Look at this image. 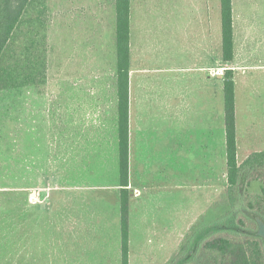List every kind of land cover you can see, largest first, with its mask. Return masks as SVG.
Segmentation results:
<instances>
[{"label": "rangeland", "instance_id": "rangeland-1", "mask_svg": "<svg viewBox=\"0 0 264 264\" xmlns=\"http://www.w3.org/2000/svg\"><path fill=\"white\" fill-rule=\"evenodd\" d=\"M143 1L134 0L137 16L142 13ZM191 1L201 7L184 8ZM205 1L212 6L210 41L203 36L208 10ZM177 2L180 10L171 8L166 16L161 13L165 4L155 8L160 9L159 14H146V29L165 30L170 26L148 22L178 13L181 28L200 30L201 35L192 30L193 39L181 30L180 53L173 60L171 56L161 60L155 32L149 31L152 36L142 38L143 56L139 60L141 67L150 69L162 63L178 66L179 88H184L181 92L186 94L185 89L195 87L194 113L201 116L196 120L200 131L196 130L194 137L195 161L203 171L209 104L203 100L204 81L198 76L191 80L192 69L181 67L193 64L205 53L204 46L211 44L210 192L206 186L205 197L193 193L188 182L194 176L192 169L180 171L183 186L176 189L172 178L177 177L170 168L172 152L178 150L181 165L188 158L193 160L192 151L187 147L186 152L184 144L189 132L182 121L179 130L174 120L163 121L160 128L152 116L163 112L162 107L153 101L144 103L142 109L148 114L143 122L145 158L141 168L147 176L140 199L131 201V264H220L206 249L207 242L219 237L241 241L248 238L250 226H256L249 211L237 216L230 199L222 76L225 68H235V64L251 66L234 69V80L235 70L239 71L237 157L244 164L251 154L264 151V0H233L237 56L225 67L221 0ZM193 17L198 21L191 20ZM3 64L16 71L19 81L16 87L0 90V264H123L122 226L117 223L111 190L120 178L116 0H33L14 32ZM25 76L28 80L22 81ZM151 90L150 98H154L156 85L151 84ZM170 105L168 100L165 106L169 110L164 112L171 113ZM64 113L68 114V133L74 142L69 144L71 157L62 163L63 171ZM200 176L203 179V174ZM241 182L248 188L244 204L253 201L264 212V164L252 173L244 170ZM145 209L147 217L142 212ZM229 218H242L245 226L233 233ZM153 226L157 233L152 232Z\"/></svg>", "mask_w": 264, "mask_h": 264}, {"label": "crops", "instance_id": "crops-1", "mask_svg": "<svg viewBox=\"0 0 264 264\" xmlns=\"http://www.w3.org/2000/svg\"><path fill=\"white\" fill-rule=\"evenodd\" d=\"M178 0H144L142 3V13H140L138 16L135 13L134 10V0H131V16H130V52H131V58H130V124H129V143H130V160H129V185L128 189L130 191V198H129V216H131V201L135 199V197H138L140 199L141 196V185L143 184L142 181L145 176L143 173V168H141L142 163L144 162L145 158V143H144V136L146 134L145 128H144V120L146 118L144 117L146 114H148L146 111L142 109V105L144 103H150L154 102L156 103V106H161V110L163 112H159L157 115H153L152 117L155 118L158 126L161 128L163 126V121L168 122L169 120H174L175 125L177 129L179 130L180 122H184V128H186L189 132V135H187V138L185 139L184 144L186 145V152L187 147L189 148V151H192V154L190 155L193 157V160H190L189 158L186 159V164L181 165V156L177 151L172 152V176H176L177 178H172L173 183L175 184L176 189L178 190L180 186H183V184L180 183V171L184 169H192V178L189 183L191 188L193 189L194 194H198L201 196L203 193V196L205 197L206 193V186L207 190L210 192V182H211V169H212V138H211V131H212V123H210L211 120V101H212V87H211V80H212V56H211V44L209 43V47L205 48V53L201 55L200 58H197L193 64L189 65L188 67H181L183 69L190 68L191 70V80L195 76H198L201 81H204V102L207 100V104H209V113L205 114V122L207 120L208 116V125H207V144H204V148L207 149V156L205 155V166L204 170L201 171L200 167L196 165L195 161V140L194 137L196 135V130H199V128L196 127V120H200V115H196L194 113V105L196 101V89L195 87H191L186 90V94L182 91V87L179 88L180 80L178 77V72L180 71V67L173 66V65H166L162 63V66L156 67V68H144L141 67V61L139 58L143 56V49H142V41L143 37L152 36V34L149 32H155V36L157 37L155 39V46L156 51L159 52L162 58L170 57L172 60L177 56V54L180 53V31L184 30L186 33H189V36L193 37V31L196 32V34L201 35L200 30H194L191 28H181V17L174 16L172 18L164 19L160 17H156L155 19H152L148 22L149 25H155V26H170L167 29L163 28H156V30L149 29V31L146 29L145 25V16L146 14H159L160 9H155L157 7H162L161 13L166 16L169 9L174 8L177 10H180V5L177 2ZM205 6L208 9L207 10V18H204V30H203V36L204 38L207 36L208 40L210 41L211 38V27H212V18H211V12L212 6L209 2L205 1ZM197 7H201L199 3L191 1L187 4H185L184 8L188 9H197ZM205 8V10H206ZM147 10H149L147 12ZM136 15V16H135ZM191 20L198 21V17H193ZM163 32V33H160ZM201 47V46H200ZM234 49H235V43H234ZM208 50L207 56L206 52ZM234 58L233 61H236V50H234ZM207 58V59H206ZM245 61V60H244ZM162 62V61H161ZM230 62H227L225 65L224 63H221L220 66H227ZM237 63V62H236ZM232 64V63H231ZM247 63H239L235 64L234 67L240 71L248 69L251 66L246 65ZM223 67V68H224ZM228 68V67H227ZM225 68V70L227 69ZM232 68V67H231ZM232 68V69H235ZM235 70V104H236V130H237V142L239 141V135H238V109H237V75L239 71ZM206 72H208V76L206 75ZM203 73V74H202ZM156 74V75H155ZM207 76V81H206ZM222 76V75H220ZM224 79V78H223ZM186 82V81H185ZM151 84L152 86L156 85V96L154 98H150L151 95ZM223 95H224V88H223ZM168 100L170 101L171 106V113L164 112L165 109H167V106L165 104L168 103ZM255 102V100H254ZM164 104V105H161ZM181 104V105H180ZM190 106V109L186 107ZM158 107V106H157ZM225 107V103H224ZM169 110V108L167 109ZM182 113V114H181ZM65 115V118H63V136L61 139V170H63L62 163L69 160V144L74 142L71 138V135L68 133V114L64 113L63 117ZM78 117V116H77ZM71 118V117H70ZM224 118H225V112H224ZM77 119V118H76ZM149 133H153L151 130H148ZM225 133H226V122H225ZM206 135V131H205ZM71 138V140H70ZM181 141L183 140L182 138ZM180 144V140L177 141V145ZM119 148V147H118ZM191 148V149H190ZM205 149V154H206ZM207 160V164H206ZM226 160H227V139H226ZM166 169H163V172ZM173 170H175V174L173 173ZM64 171V170H63ZM2 172H3V145L0 143V196L3 194V187H2ZM171 174V173H170ZM199 175L196 178V175ZM203 174V179L200 176ZM111 190H114V195L112 197L115 199L114 204L116 205V213H117V223L120 222L122 226L121 221V182L120 178L118 179V182H116L114 185H112ZM174 186V185H173ZM144 187V186H143ZM203 187V192H201V189ZM138 194H137V193ZM132 194V196H131ZM209 194V193H208ZM151 196H154L152 193ZM141 211V209H140ZM143 213H145L144 216H148V211L142 210ZM143 215V214H142ZM120 219V221H119ZM129 229H130V217H129ZM152 232L157 233L158 229L152 227ZM132 243L131 234L129 232V264H131L130 260V247ZM121 258L123 263V252H122V241H121Z\"/></svg>", "mask_w": 264, "mask_h": 264}, {"label": "trees", "instance_id": "trees-1", "mask_svg": "<svg viewBox=\"0 0 264 264\" xmlns=\"http://www.w3.org/2000/svg\"><path fill=\"white\" fill-rule=\"evenodd\" d=\"M33 0H0V90L18 86L19 76L11 66L4 65V55L14 35L21 24L23 15ZM223 57L225 62L234 58V23L233 0H221ZM130 16L131 0H116V42H117V84H118V131L121 190V221H122V252L123 264H129V124H130ZM224 78V103L227 139V163L229 192L233 197L231 203L237 211V216L249 211V218L256 226H250V234L244 240H234L229 237H219L209 240L206 249L219 259L220 264H264V212L252 202L244 204V193L247 186L241 178L243 171L250 173L264 164V151H258L246 159L244 164L238 162V142L236 130V104L234 69L227 68ZM28 80L27 76L22 81ZM253 179V178H252ZM248 181V183L252 184ZM254 179H256L254 177ZM247 191V192H246ZM260 197V192H256ZM248 195V194H247ZM246 196V195H245ZM242 208H245L244 210ZM246 210V211H245ZM246 215V214H244ZM227 217H230L229 215ZM230 219V218H229ZM229 225L234 229L244 227L245 220L230 219ZM238 224V225H237ZM218 225V224H217Z\"/></svg>", "mask_w": 264, "mask_h": 264}]
</instances>
